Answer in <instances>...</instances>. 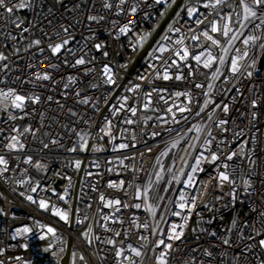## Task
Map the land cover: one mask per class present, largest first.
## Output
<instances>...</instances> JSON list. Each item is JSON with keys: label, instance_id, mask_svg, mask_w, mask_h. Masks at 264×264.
Listing matches in <instances>:
<instances>
[{"label": "built area", "instance_id": "2783aa9c", "mask_svg": "<svg viewBox=\"0 0 264 264\" xmlns=\"http://www.w3.org/2000/svg\"><path fill=\"white\" fill-rule=\"evenodd\" d=\"M174 1L5 0L13 12L0 8V91L40 100L16 109L0 96L2 264H62L68 244L67 264H158L162 251L166 264H264V4L244 0L256 12L244 20L241 0H182L129 73ZM248 36L256 39L245 45ZM64 39L53 55L49 45ZM13 136L23 149L8 148ZM173 225L180 240L169 239Z\"/></svg>", "mask_w": 264, "mask_h": 264}, {"label": "snow or ice", "instance_id": "6c2138e0", "mask_svg": "<svg viewBox=\"0 0 264 264\" xmlns=\"http://www.w3.org/2000/svg\"><path fill=\"white\" fill-rule=\"evenodd\" d=\"M121 2H123V0H121ZM216 3L217 4H220L221 3V0H216ZM241 3L244 6V12H245V15L243 17L244 20L249 19V17H255L256 16V12L251 7H249V5L247 3H244V0H241ZM253 3L256 6H260L261 4H264V0H253ZM105 6L106 7H111V5H105ZM18 7L22 9V8H25L26 5L24 3H19L18 4ZM0 8H5V10L8 13H10V14L13 12V9L11 7H7L6 6L5 0H0ZM133 10H135V9H133ZM89 19L95 20L96 17H89ZM240 27H243V25L241 24ZM25 31H27V29H25ZM63 31L65 33H67L68 32V29L67 28H64ZM121 31L123 32V31H125V29H121ZM211 31L212 32H218V31H220V29H218L215 26V24H214L212 26V28H211ZM230 31H231V29H229L228 24H225L224 25V28L222 30V35L225 36V37H228ZM204 35L207 36L208 33L205 32ZM57 38H59V33H57ZM193 38L196 39V37H193ZM208 38L210 40H212V43L213 44H219V41L216 40V39H213L211 36H208ZM236 38H237V36L236 35H233L230 39L231 40H235ZM255 39H256L255 37L248 36L247 38L244 39L243 43L245 45H248L250 41H254ZM179 42L180 41H178V43ZM40 43H41V41H39V40L34 41V44L35 45H39ZM68 43H69V40L68 39H64L60 43L50 44L49 45V48L51 50V53L53 55H57V54L61 53V50L64 49L65 46L68 45ZM96 47L99 48L100 45H96ZM224 51H225V53H227L228 49L225 48ZM187 55H188V53L185 51L184 52V57H187ZM245 55H247V53H245ZM3 59H6V58L3 55H0V60H3ZM194 59L197 62H200L201 61V56L200 55H197V56L194 57ZM215 59L216 58L215 57H212L211 54L209 53L207 59L204 61V67H206V68L211 67L212 66V63L215 61ZM220 62L223 63V57L220 58ZM84 63H85L84 58H80V59H77L75 61V64L76 65H83ZM232 70H233V72H236L238 70L237 69V62H236L235 59H233V61H232ZM104 71H105V73H108V72H110V69L107 68V66H106L105 69H104ZM248 75L251 76L252 73L250 72V73H248ZM163 78L166 79V80L169 79V76L167 75V73H165V75H164ZM176 78L177 79H181L180 76H177ZM213 78H215V73L213 74ZM36 79L37 80H49V79H51V77H50V75L47 72H44V73L37 72ZM69 80L72 81L73 78L72 77H69ZM108 82L109 83L112 82L110 76L108 78ZM197 87H201V85H197ZM211 87H212V85L210 84L209 85V88H211ZM176 95L179 96V95H182V94L181 93H177ZM0 96H3L4 99H8L9 97H13L12 107L13 108H16V109L22 108L23 107V104H24V102H25L26 99L29 100V101H31V102H33V103H39V100H40V98L38 96H34V97L30 96V97H27L26 98L24 96L17 95V94H15V91L13 89H9L8 91H0ZM48 99L51 100L52 98L51 97H48ZM83 102L84 103H87L88 101L87 100H84ZM253 106L255 107V101H253ZM185 110H187V109L186 108H180V111L181 112H183ZM131 111H132L133 115H135V109H131ZM168 111L171 112V108H169ZM223 111L225 113L228 112V106L227 105H224ZM128 123H132V121H128ZM225 123H227V121L221 120V121L218 122L219 125H223ZM17 131H19V129H17ZM25 131L32 132V129L31 128H28V129H25ZM153 135L155 136V135H158V134L157 133H153ZM80 139L83 140V136L82 135H81ZM11 140L13 141V143H10L8 145V148L10 150L17 149V145H19V148L20 149H23L24 145L19 142V140H18V138L16 136L11 137ZM53 143H55V141H53ZM85 145H86V141H85L84 144H82L80 146L81 147H84ZM173 146H175V145H173ZM45 147H47V145H45ZM120 147L121 148H126V147H128V145L122 144V145H120ZM71 150L72 151H75V148H73ZM149 151H151V149H149ZM233 155H236V153H232L231 155H229L227 157V159L231 160ZM217 158L218 157L215 154L212 155V160L213 161H215ZM26 162L30 163L31 162V158L29 157ZM7 163H8L7 160H5V158L3 156H0V165H4V168L2 170H0V171H7L8 170L7 169ZM121 163H122V161H121ZM37 166L39 167V165H37ZM76 167L79 168V162L76 163ZM225 167H227V165H225ZM219 179L221 181H229V176L226 173L221 172L219 174ZM190 185H191V179H189V186ZM32 191H36V189L33 188ZM138 195H139V190H138ZM27 199L30 200V201H32L33 198L31 196H28ZM60 199L61 200H64L65 199V196H61ZM181 199L183 200L184 197L181 196ZM195 199H196V197L193 196L192 197V205L193 206H194ZM101 200H104V197H101ZM33 202H35V201H33ZM111 203H113V202H111V201L108 202L109 205H111ZM114 203L119 204L120 201L117 200ZM39 206L42 209H45V210H47L48 207H49L48 204H47V202H45V201H40L39 202ZM135 207L139 208L140 205L137 204V205H135ZM180 207L181 208H184L185 205L184 204H181ZM149 210L150 211H153V213H154V209H152L151 206H149ZM54 214L57 215V216H59L60 219L64 220L65 222H68V220H69V212L68 211H64V210H60V209H54ZM175 214L176 215H179V213H175ZM105 219H108V217H105ZM142 227L148 228V225L147 224H143ZM179 227L181 229L183 228L182 225L179 226ZM176 228H177V226L176 225H173L172 235L169 236V239L170 240H180L182 238L183 231L181 230L180 232H177L176 231ZM23 231L24 232H28L29 229L25 228V229H23ZM48 231L49 232H53V229L49 228ZM17 235H19V232L17 233ZM83 235L85 236V238H88V233L87 232H85ZM116 235H119V233H116ZM13 238H15V237H13ZM141 239H144V237L142 236ZM89 243H91V240L90 239H89ZM109 243H114V241H109ZM223 243L225 245H227V244L230 243V241L227 240V239H225L223 241ZM260 244H261V246H264V240H261L260 241ZM159 245H164L165 249H171L172 248V245L171 244H165L163 240L159 241V244L157 246H159ZM129 248H130L131 252H133L137 257L141 256V251L139 249L132 248L131 246H129ZM206 254L207 255H210V253H206ZM120 255H122V252L121 251H117V256H120ZM166 255H167V251H162L161 252V254L157 257L158 264H166V260H165V256ZM81 259H83V257H81ZM125 259H128V257H125ZM0 264H2V262H0Z\"/></svg>", "mask_w": 264, "mask_h": 264}, {"label": "water", "instance_id": "95a60500", "mask_svg": "<svg viewBox=\"0 0 264 264\" xmlns=\"http://www.w3.org/2000/svg\"><path fill=\"white\" fill-rule=\"evenodd\" d=\"M181 2H182V0H175L174 3L170 6V8L166 12V14L163 16L162 20L159 22L157 27L154 29V31L151 33V35L145 41V43L143 44V46L141 47V49L139 50V52L137 53V55L135 56L133 61L131 62L130 66H129V70H128L129 73H132L134 71V69L139 65L140 61L144 57L147 50H149L152 47V45L154 44L156 39L161 35V33L165 29L166 25L168 24V22L170 21V19L172 18V16L174 15L176 10L178 9V7L180 6ZM80 172H81V170L78 172L76 183L78 181ZM70 225H71V223H70ZM68 253H69V244L67 245L66 252L62 258V264H67Z\"/></svg>", "mask_w": 264, "mask_h": 264}]
</instances>
